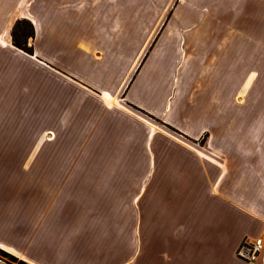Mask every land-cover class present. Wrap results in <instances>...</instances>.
<instances>
[{
    "label": "crops",
    "instance_id": "obj_1",
    "mask_svg": "<svg viewBox=\"0 0 264 264\" xmlns=\"http://www.w3.org/2000/svg\"><path fill=\"white\" fill-rule=\"evenodd\" d=\"M14 6L0 16V113L48 114L52 136L36 137L32 170V144L0 135V222L35 220L38 242L45 220L58 242L45 247L54 263L246 264L238 246L264 231V0ZM18 19L34 24L33 55L13 46ZM168 128L185 136L163 135ZM135 144L145 151L133 153ZM124 154L133 156L131 217L106 193L127 174L108 156ZM73 188L90 201L64 198ZM0 245L28 264H52L37 244Z\"/></svg>",
    "mask_w": 264,
    "mask_h": 264
},
{
    "label": "rangeland",
    "instance_id": "obj_2",
    "mask_svg": "<svg viewBox=\"0 0 264 264\" xmlns=\"http://www.w3.org/2000/svg\"><path fill=\"white\" fill-rule=\"evenodd\" d=\"M16 0H0V16L6 15L8 13H10V10L12 9L13 11L17 9V7L14 6ZM20 1H17V3H19ZM14 11V12H15ZM19 20H26V19H18L14 22L12 29H11V38H12V30L13 27L15 25V23ZM28 21V20H26ZM33 27L34 24L29 21ZM1 20H0V29H1ZM23 27H26L23 25ZM22 28V27H21ZM27 30V28L25 29ZM19 32V31H17ZM35 33V32H34ZM157 35V34H156ZM156 35L154 36V38H151L148 42L147 45H149L148 49H150L153 46V43L155 42L156 39ZM34 38V36H33ZM29 39L28 40V46H30V41L33 39ZM145 39H142V44L144 43ZM13 43V41H12ZM14 46V45H13ZM236 46H238V44L236 43ZM32 47V45H31ZM244 47V46H243ZM18 49V48H17ZM33 49V47H32ZM248 49V47H247ZM20 50V49H19ZM243 50V49H242ZM254 49H251L250 52H253ZM22 51V50H21ZM235 51L237 53L239 52H243L241 51L239 48H236ZM25 53V52H24ZM27 54V53H26ZM244 53H242L243 56ZM29 55V54H28ZM221 55H223V51H221ZM239 55V54H238ZM247 54H246V58H247ZM252 57L253 54H252ZM252 58L250 59L251 62ZM260 68V66H253L254 71L258 70ZM238 88L242 87L241 85H237ZM238 94L239 91H238ZM247 99H249L250 101V97H248ZM236 103H237V118L240 120H244V116L245 113L243 110V107L245 106L246 103V97L245 95H237L236 97ZM47 115L48 114H37L36 112H1L0 113V135H5V133H8L7 136H13L15 139H19V140H25L30 142L32 145L30 146V148H32V150L30 152H32L30 154V161L26 162V165L28 164L27 167H30L33 169L36 168V161H35V152H36V137H47V136H52L51 134V126L50 123L47 120ZM145 116L148 114H144ZM243 116V117H242ZM9 122H12L13 124V128H9L8 124ZM243 123V122H242ZM37 125L42 126L44 125V128H37ZM50 127V128H48ZM164 128H167L166 125H164ZM169 131L166 132V134L163 135H168V136H176V137H183L185 136L182 132L175 130L173 128H168ZM238 129H240L238 127ZM44 131V133L42 132ZM244 131H248L245 132L247 136H252V137H261L263 136V132L262 129H258V130H251L249 128L248 129H244ZM10 133V134H9ZM241 133V132H240ZM137 141V140H136ZM145 148L141 145V144H135V146L132 147V152H144ZM125 155V154H124ZM108 157H110L108 163L109 166L108 167H112V168H118L119 165H122V167L127 170L126 171V175L123 176L122 178H119V180H122V185L118 186V187H108L107 188V195L109 196V199L111 200H115L118 203V209H119V215L121 216H126V217H131L132 216V202H133V196H134V183L133 180L134 178L132 177V175L128 174L131 173L132 171V167H133V161L132 155L126 154L125 156H121V155H109ZM18 159L14 160V162H17ZM17 163L19 167H23V161H19ZM130 170V172L128 171ZM23 170H20V173H23ZM33 178L34 183L30 184L31 186H36V174L35 175H31ZM16 177H21V176H16ZM29 177V176H28ZM27 177V179H28ZM41 179V178H39ZM113 179V178H112ZM116 179V178H115ZM145 180L147 179V177L144 178ZM45 180V178H44ZM19 184H22V181H19ZM74 188L71 190V193H67L68 196H64V198H72L77 200H81V201H86L89 202L90 198L89 195H91V193L87 190H83L82 192H74ZM115 191V192H113ZM104 192V191H103ZM26 196V197H25ZM25 199H27V195H25ZM36 196V195H35ZM144 198L147 197V193H145V195L143 196ZM52 199V197L49 198V200ZM58 200V197L55 198V201ZM48 201V200H47ZM73 207V206H72ZM75 209L78 208V210H80L81 212H86V207L84 206H78V207H74ZM73 209V211L75 210ZM71 216H75V215H71ZM80 216V215H78ZM29 217L27 219H19V220H9V219H3L0 222V237L2 239H6V241H8L9 243H12L13 245H18L19 247L23 248V249H35L36 248V244L39 245L40 251L43 254V260L45 262H51L52 264H59L60 262H64V264H71L68 261H59L58 263H54L55 259H56V255H51L48 252H46V248L51 249V251L53 252L54 249H57V243L56 242V235L53 232V230L49 229V232L47 231V229L45 228L46 225V221L43 220L41 221L40 224H38L39 228H44L45 232L43 231V234L39 235L40 238L42 240L37 242V238L38 236H36V229H38L37 227V223L35 222V220H28ZM39 231V230H38ZM2 246V245H0ZM4 250L6 252H10L13 254H17L14 251L3 247ZM15 256V255H9L7 253H5L4 251H2L0 249V264H28L27 262L21 261V257ZM61 258V257H60ZM80 258V257H78ZM81 259V258H80ZM49 260V261H48ZM58 260V259H57Z\"/></svg>",
    "mask_w": 264,
    "mask_h": 264
},
{
    "label": "built area",
    "instance_id": "obj_3",
    "mask_svg": "<svg viewBox=\"0 0 264 264\" xmlns=\"http://www.w3.org/2000/svg\"><path fill=\"white\" fill-rule=\"evenodd\" d=\"M264 252V231L257 237H245L236 250V256L246 264H255Z\"/></svg>",
    "mask_w": 264,
    "mask_h": 264
},
{
    "label": "trees",
    "instance_id": "obj_4",
    "mask_svg": "<svg viewBox=\"0 0 264 264\" xmlns=\"http://www.w3.org/2000/svg\"><path fill=\"white\" fill-rule=\"evenodd\" d=\"M23 25L26 27H23ZM26 28L27 30H25ZM33 36H34V27L29 21L19 20L15 23L12 30V41L14 47L22 50L23 52L29 55H33L32 47L28 46V40L33 38Z\"/></svg>",
    "mask_w": 264,
    "mask_h": 264
}]
</instances>
